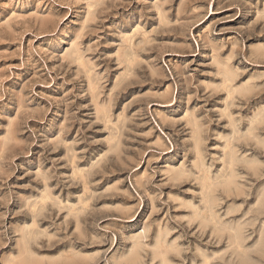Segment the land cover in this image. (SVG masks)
Wrapping results in <instances>:
<instances>
[{"label":"rangeland","instance_id":"obj_1","mask_svg":"<svg viewBox=\"0 0 264 264\" xmlns=\"http://www.w3.org/2000/svg\"><path fill=\"white\" fill-rule=\"evenodd\" d=\"M0 264H264V0H0Z\"/></svg>","mask_w":264,"mask_h":264},{"label":"bare ground","instance_id":"obj_2","mask_svg":"<svg viewBox=\"0 0 264 264\" xmlns=\"http://www.w3.org/2000/svg\"><path fill=\"white\" fill-rule=\"evenodd\" d=\"M125 42V41H124ZM137 42V41H136ZM126 47V46H125ZM148 52V51H147ZM123 53V52H122ZM137 54V53H136ZM140 55V54H139ZM135 57H138V56H135ZM121 59V58H120ZM123 61V59H122ZM132 70V69H131ZM131 76V75H130ZM134 77V76H133ZM123 80V79H122ZM224 81H222L223 83ZM149 84V83H148ZM220 85V84H219ZM95 98V97H94ZM111 99V98H110ZM104 109V108H103ZM102 116V115H101ZM98 117V116H97ZM228 117V116H227ZM118 119V118H117ZM108 123V122H107ZM113 125V124H112ZM115 130V129H114ZM192 137V136H191ZM73 153V152H72ZM77 181V180H76ZM48 194V193H47ZM77 203V202H76ZM66 208V207H65ZM40 210V209H39ZM85 213V212H84ZM128 213V212H127ZM194 214V213H193ZM77 219V218H76ZM190 219V218H189ZM210 219V218H209ZM212 219V218H211ZM209 221V220H208ZM216 221V220H215ZM208 223V222H207ZM40 233V232H39ZM32 236V235H31ZM46 237V236H45ZM135 242V241H134ZM27 249V248H26ZM86 256V255H85ZM87 260V259H86Z\"/></svg>","mask_w":264,"mask_h":264}]
</instances>
